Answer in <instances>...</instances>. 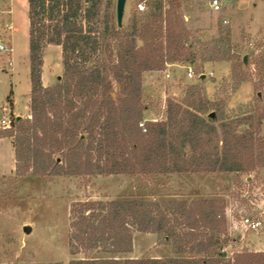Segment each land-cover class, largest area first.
Masks as SVG:
<instances>
[{
    "label": "trees",
    "instance_id": "1",
    "mask_svg": "<svg viewBox=\"0 0 264 264\" xmlns=\"http://www.w3.org/2000/svg\"><path fill=\"white\" fill-rule=\"evenodd\" d=\"M27 4L31 116L15 120L17 135L13 131L5 135L14 139L17 173L241 175L264 167V135L255 128L256 116L264 117V111L247 109L234 119L221 111L214 122L206 118L214 111L211 100L194 87L185 102H167L165 120L145 119L144 73L162 71L170 64L193 65L196 59L188 46L191 33L173 0H168V9L157 0L154 11L140 28L135 21L131 33L112 27L107 14L100 28L103 6L108 12L112 0ZM223 43L227 47L221 49ZM230 44V39L218 41L202 60H239L232 78L241 84L249 79L244 70L249 60L244 63L233 54ZM49 46L61 47L64 76L55 86L44 87V52ZM107 51L109 60L103 58ZM253 65L259 77L257 94L264 101V54ZM114 83L120 87L119 98L113 97ZM227 228L224 201L75 202L70 209L69 264H264V252L229 257ZM135 231L162 237L176 256L121 258L132 252Z\"/></svg>",
    "mask_w": 264,
    "mask_h": 264
},
{
    "label": "rangeland",
    "instance_id": "2",
    "mask_svg": "<svg viewBox=\"0 0 264 264\" xmlns=\"http://www.w3.org/2000/svg\"><path fill=\"white\" fill-rule=\"evenodd\" d=\"M156 1L128 0L123 27L119 28L117 0H112L108 12L103 6L100 28H104V15L107 14L112 27L131 33L135 21H138L140 28L146 21L145 17L154 11ZM161 1L168 9V0ZM210 2L211 0H173L191 33L188 46L196 56L193 65H176L190 66L194 77H188L186 70L177 66H166L165 69L170 71V78L159 73L161 71H150L158 72L157 74L145 72L142 103L146 120H165L167 102H185L194 87H199L202 95L211 100L214 113L206 118L214 122H217L221 111L231 119L241 116L247 109L250 112L264 111V101L259 100L257 94L259 77L253 65L256 57L264 54V0H221L222 8L219 13L213 11ZM139 5L144 6V10ZM224 21H228V24H224ZM224 39L231 40L233 54L243 59L244 63L249 60V67H244L249 79L241 84L232 78L233 67L239 60L207 63L202 60L209 49ZM0 42L6 46V50L0 52V106H9L13 116L26 121L31 116L27 0H0ZM224 43L221 49L227 47H224ZM143 45L138 40V46ZM109 56V51L103 54L105 60H109ZM44 65L45 80L49 83L47 87L55 86L64 76L61 47L49 46L45 49ZM199 72L205 74V77H199ZM113 97H120V87L116 83ZM18 127L15 123L11 130H0V138H9L5 137L9 131L17 135ZM255 128L264 135V117L256 116ZM9 139L14 146V139ZM14 162V171L0 173V264H69L73 259L69 249L70 209L75 202L84 201H224L228 218L226 254L233 257L241 252H264L262 166L241 175L203 173L65 177L36 176L32 171L19 174L16 170V156ZM245 217L253 222H260V227L247 230L242 224ZM175 256L172 247L162 237L135 231L132 252L121 258Z\"/></svg>",
    "mask_w": 264,
    "mask_h": 264
},
{
    "label": "crops",
    "instance_id": "3",
    "mask_svg": "<svg viewBox=\"0 0 264 264\" xmlns=\"http://www.w3.org/2000/svg\"><path fill=\"white\" fill-rule=\"evenodd\" d=\"M176 66L185 69L187 76L189 77L190 66L170 64V65H167V68L176 67ZM150 73L157 74L158 72H150ZM159 73L164 74L165 77L167 78H170V71L168 69H165ZM199 77H205V74L202 73L201 75H199ZM42 83L44 87H47L49 85V83H46V80H45V65L44 64H43V72H42ZM14 160H15V150H14L12 140L9 138L1 137L0 138V173H7V172L14 171L15 170Z\"/></svg>",
    "mask_w": 264,
    "mask_h": 264
},
{
    "label": "built area",
    "instance_id": "4",
    "mask_svg": "<svg viewBox=\"0 0 264 264\" xmlns=\"http://www.w3.org/2000/svg\"><path fill=\"white\" fill-rule=\"evenodd\" d=\"M211 7L214 12H221L222 2L221 0H211ZM141 10H144V6L139 5ZM224 24H228V21H224ZM6 50V46L3 42H0V52H4ZM194 76L193 70L189 69V77L192 78ZM16 116H13L12 110L9 106H0V130L7 131L11 130L14 122L16 120ZM142 126V125H141ZM242 224L247 230L253 229L256 230L260 227V222H253L251 219L245 217L242 220Z\"/></svg>",
    "mask_w": 264,
    "mask_h": 264
},
{
    "label": "water",
    "instance_id": "5",
    "mask_svg": "<svg viewBox=\"0 0 264 264\" xmlns=\"http://www.w3.org/2000/svg\"><path fill=\"white\" fill-rule=\"evenodd\" d=\"M128 0H117V7H116V15H117V24L119 28L123 27V19L125 15V8ZM245 62L247 59L245 58ZM21 119V117H19ZM27 231H29L28 228H26Z\"/></svg>",
    "mask_w": 264,
    "mask_h": 264
}]
</instances>
